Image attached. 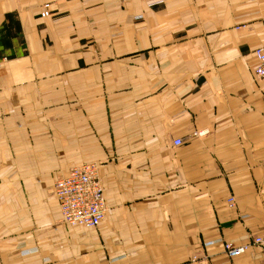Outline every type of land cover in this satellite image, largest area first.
Instances as JSON below:
<instances>
[{
	"label": "crops",
	"instance_id": "0c3cea01",
	"mask_svg": "<svg viewBox=\"0 0 264 264\" xmlns=\"http://www.w3.org/2000/svg\"><path fill=\"white\" fill-rule=\"evenodd\" d=\"M258 48L264 0H0V264H264L222 248L264 231ZM86 163L107 211L71 228Z\"/></svg>",
	"mask_w": 264,
	"mask_h": 264
},
{
	"label": "built area",
	"instance_id": "2783aa9c",
	"mask_svg": "<svg viewBox=\"0 0 264 264\" xmlns=\"http://www.w3.org/2000/svg\"><path fill=\"white\" fill-rule=\"evenodd\" d=\"M125 4L128 0H116ZM50 16V5L44 4L40 13L41 18ZM257 62L255 76L264 79V48L254 52ZM180 140L174 141V146H179ZM54 196L59 204L62 223L71 228H97L105 219L106 203L102 182L94 165L73 168L66 177L59 178L54 185ZM229 203L232 205L233 200ZM206 243L204 246H209ZM250 247L264 251V231L255 235L249 244L234 246L224 242V253L231 259L245 253Z\"/></svg>",
	"mask_w": 264,
	"mask_h": 264
},
{
	"label": "rangeland",
	"instance_id": "374dc122",
	"mask_svg": "<svg viewBox=\"0 0 264 264\" xmlns=\"http://www.w3.org/2000/svg\"><path fill=\"white\" fill-rule=\"evenodd\" d=\"M258 79H259V78H258ZM205 135H206V132H203V131H201V132H196V133H193V134H192L193 137H202V136H205ZM87 165H88V166H90V165H94V166L96 167V169H97L98 176H99V178H100L98 164H95V163H86V164H83V165H81V166H87ZM81 166H76V167H74V168H78V167H81ZM72 169H73V168H72ZM72 169H71V170H72ZM71 170H70V171H71ZM70 171H69V172H70ZM69 172H68V174H69ZM68 174H67V175H68ZM61 177H66V176H61ZM61 177H59V178H61ZM59 178H57V180H58ZM57 180H56V181H57ZM100 180H101V178H100ZM56 181L54 182V185H55ZM54 185H53V190H52V191H53V196H54ZM54 197H55V196H54ZM60 221L62 222V220H61V216H60ZM254 236H255V235H254ZM254 236H253V237H254ZM253 237H252V238H253ZM252 238H251V239H252Z\"/></svg>",
	"mask_w": 264,
	"mask_h": 264
}]
</instances>
